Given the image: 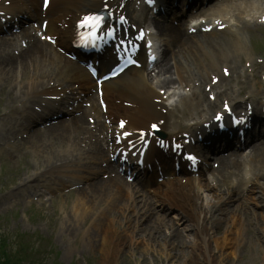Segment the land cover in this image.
Here are the masks:
<instances>
[{"label": "bare ground", "instance_id": "bare-ground-1", "mask_svg": "<svg viewBox=\"0 0 264 264\" xmlns=\"http://www.w3.org/2000/svg\"><path fill=\"white\" fill-rule=\"evenodd\" d=\"M50 7L51 12L58 10V6L55 4ZM156 28L159 30L160 37L173 43L171 46V48L174 47L173 56L170 58L166 53L163 60L164 65H166L165 61L167 58L168 60L171 59L174 66V70L170 74L171 79L174 75L178 76L184 72L185 69L188 70L189 64L198 65L193 55L198 53L195 49L196 46L199 49L203 47L207 49L208 47L209 49L207 50L213 58L215 57L217 67L224 62L229 63V61V65H235L233 60L238 61L241 55H245V58L249 56L245 52V42L241 41L238 34L237 36L236 34L234 35V37H238L237 40L232 42L224 39L213 40L209 35L187 38L179 34L173 27L167 25L156 24ZM170 53L172 54V51ZM57 59L58 57L44 54H42L40 62L31 59L29 66L24 64L23 75L27 79V81H23L25 83L18 82L15 73L14 77L11 73H3L0 87L5 84H11L18 90V85L28 84L29 81L34 82L37 78H56L58 76L54 74V70L51 71L50 69L54 66L53 64ZM11 63L12 61H0V66L4 65L2 66L4 68ZM42 63H46L47 66L36 71V68H39ZM207 65L211 67L209 64ZM165 67L163 71H167ZM30 70H33V72L29 75L28 71ZM167 73L165 72L164 74ZM66 74L67 72H63V75ZM149 75L151 74L148 73L145 76L142 75V77H150ZM158 78H160V75ZM137 81L123 80L120 86L123 87L125 93H130L135 97L134 105L135 107H140L135 112V115L140 110H144V108L147 113H150L151 109L148 106H140L137 97L148 93V89H145L142 85L144 83L152 85V79L148 78L136 83ZM168 81L169 78H165L163 81L156 80L155 87L152 90L156 89L158 84L165 85ZM138 86L140 88L137 91ZM6 94L9 99L8 93ZM186 104L188 106L192 105V103ZM74 133L75 131L67 132L61 127H54L45 132H37L34 135V137H38V145L34 150L38 156L35 166L40 163L52 164L54 160L64 155V150L72 148L74 145L73 143L77 138ZM260 149V146L255 147L258 152H260ZM258 157L262 159L264 156L258 153ZM223 163L224 161L222 160L221 164ZM237 165L238 163L234 162L233 166ZM261 181L264 182V179H261ZM261 181L252 180L256 187L264 188V183ZM109 188L121 192L120 184L113 181L100 182L76 192L80 196V201L88 205L94 202L99 203L103 200L102 203L104 204H109L113 201V207L110 209L108 205L107 213H101L98 218L92 220L93 230L101 233L99 238V248L102 249L101 264H116L118 256L122 253L124 247L129 244L130 239L133 238L132 236L127 237V233H124V231L134 221L139 224L137 235L140 236L136 237L137 244L131 250L133 257L134 254L140 256L138 247L139 244H143L146 257L153 263L157 262L158 259L166 262V264H169L172 260L175 263L178 262V264H232L233 261H235V264H257L255 262L256 259H261V262L264 263V189L263 191H255V188L252 191L251 189L253 194H258V196L248 201L246 206L240 203L239 197H233L234 192L232 193L229 189L227 191L224 190L222 193H219L221 190L218 193H212L208 200L206 196H201L200 192H211L214 188L205 185L199 180L186 179L185 184H181L179 180L164 183L163 191L166 194L162 195L161 201L165 203L172 200L174 203L167 204L168 208L176 209L183 216L182 229L190 233L189 238L185 239L183 234L178 232V224L173 220L171 223L169 220H160L158 218L152 220L151 218L146 220L148 222L145 224L140 217L141 211L143 210L144 216L148 212L142 207L139 210L135 209L138 208L136 200L133 202L134 207L127 209L125 206L126 201L123 203L122 195L120 197H112ZM134 195L136 196V194ZM200 199H202V202H200ZM97 200L98 202H96ZM233 202L235 204L230 206V203ZM113 208L114 210H112ZM116 209H121L123 214L127 210L129 211L125 227L121 226V217L116 215ZM108 213L110 214L107 217ZM120 227L122 232H118ZM190 237L192 238L191 240ZM87 238L90 240L91 247H94L93 239H96L95 233L87 234ZM225 251L228 252L226 253ZM140 260L141 262L147 261L145 257L141 256Z\"/></svg>", "mask_w": 264, "mask_h": 264}, {"label": "rangeland", "instance_id": "rangeland-1", "mask_svg": "<svg viewBox=\"0 0 264 264\" xmlns=\"http://www.w3.org/2000/svg\"><path fill=\"white\" fill-rule=\"evenodd\" d=\"M258 33L261 34L263 32L258 30ZM254 35L253 40H258L260 35ZM257 52H260L258 54L264 53V51L260 50H257ZM32 158L33 155H31ZM28 160V155L20 153L18 157L1 162L0 191L2 189L1 185L8 187L17 182V179L23 175L24 164ZM203 195L210 197L207 192ZM81 204L75 197H70L62 198L45 205H37L31 209L20 207L19 210L12 212L14 218L0 212V240H5L2 243L3 247L9 249L12 243L9 242L8 245V241L13 236H40L46 239V244H43L41 248H37L38 243L37 246L34 245L38 253H33L30 264H32V261L34 264H101L102 249L97 247V243L95 247H91L86 236L87 231L91 228V221L88 218L90 211H84ZM93 212L92 209L91 216ZM82 215H85L87 220H83ZM161 215H165L169 219L180 218L176 210L170 212L163 211ZM177 229L179 233L183 234V237H187L186 239H188L189 231L182 230L180 226ZM130 230L127 232L128 236H130ZM133 243L137 244L136 241ZM129 246L126 245L124 247L122 253L118 256L116 264H166V262L160 259L154 263L148 260L143 244H139L140 256L147 259L146 262H141L138 254H134L133 257ZM225 252L227 253L228 251ZM255 262L257 264H264L261 262V259H256ZM171 263L178 264L174 260L169 262V264ZM232 264H235V261Z\"/></svg>", "mask_w": 264, "mask_h": 264}, {"label": "snow or ice", "instance_id": "snow-or-ice-1", "mask_svg": "<svg viewBox=\"0 0 264 264\" xmlns=\"http://www.w3.org/2000/svg\"><path fill=\"white\" fill-rule=\"evenodd\" d=\"M100 23H101V18H98V17H90V18L86 19L83 22L82 26H90L92 28H98L100 26ZM221 119H222L221 116H217V120H221ZM123 127H124V125L122 123L121 124V128H123ZM189 158L194 160L193 157H189Z\"/></svg>", "mask_w": 264, "mask_h": 264}]
</instances>
